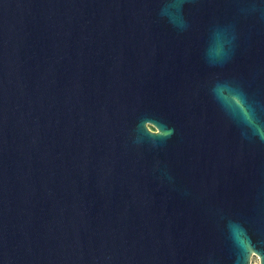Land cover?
Wrapping results in <instances>:
<instances>
[{"label":"water","instance_id":"water-1","mask_svg":"<svg viewBox=\"0 0 264 264\" xmlns=\"http://www.w3.org/2000/svg\"><path fill=\"white\" fill-rule=\"evenodd\" d=\"M264 264V0H0V264Z\"/></svg>","mask_w":264,"mask_h":264},{"label":"rangeland","instance_id":"rangeland-1","mask_svg":"<svg viewBox=\"0 0 264 264\" xmlns=\"http://www.w3.org/2000/svg\"><path fill=\"white\" fill-rule=\"evenodd\" d=\"M252 264H259V260L256 256L253 257Z\"/></svg>","mask_w":264,"mask_h":264}]
</instances>
